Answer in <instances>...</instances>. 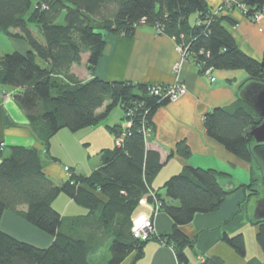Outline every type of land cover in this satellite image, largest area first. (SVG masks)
Wrapping results in <instances>:
<instances>
[{"label": "trees", "instance_id": "trees-1", "mask_svg": "<svg viewBox=\"0 0 264 264\" xmlns=\"http://www.w3.org/2000/svg\"><path fill=\"white\" fill-rule=\"evenodd\" d=\"M234 2L233 6H244L242 13L252 22L256 14H264V0ZM62 15L64 24H57ZM226 20L222 11L214 15L206 0H0V36L21 39L28 46L25 53L0 57V89L18 90L14 101L41 146V150L10 146L7 156L0 147V220L5 211L12 212L53 239L48 247L38 248L0 229V264H93L91 254L107 240L106 264H120L130 253L136 264L151 240L170 246L178 264H188L185 251L193 248L194 241L181 227L196 214L218 211L224 199L238 190L244 194L243 206L262 193L264 143L256 144L250 136L262 118L238 97L228 107L207 112L203 128L209 138L248 164L249 183L225 185L221 182L229 178L225 173L186 166L154 193L159 210L172 221L171 232L135 240L129 231L132 217L140 200L150 196V181L161 167L159 153L146 150V137L154 130V113L170 102L150 95V84L108 82L94 73L106 46L105 34L132 38L137 27L148 26L174 39L202 73L243 70L249 82L264 84V54L258 62L242 52L224 28ZM86 54L91 78L80 82L71 68ZM116 107L123 112L122 124L105 126L114 137V147L98 153L99 166L88 175L69 168V178L55 184L45 174L41 157L54 160L49 156L51 138L62 129L93 128ZM119 137L122 142L117 146ZM173 154L187 158L190 151L180 142ZM160 190L177 204H166ZM60 194L87 214L62 216L52 207ZM248 222L256 227L264 264V219ZM222 242L237 256H245L242 233L223 234ZM201 264L222 262L207 258Z\"/></svg>", "mask_w": 264, "mask_h": 264}, {"label": "crops", "instance_id": "crops-1", "mask_svg": "<svg viewBox=\"0 0 264 264\" xmlns=\"http://www.w3.org/2000/svg\"><path fill=\"white\" fill-rule=\"evenodd\" d=\"M206 1L211 10L227 3V0ZM222 15L227 18L223 26L232 35L239 49L260 62L264 54V17L258 22H252L233 5L226 6L222 10ZM9 40L15 52L25 53L28 50L25 41L18 38H9ZM104 40L106 43L104 53L94 71L97 77L108 82L125 81L135 85L167 86L182 83L186 88V94L180 100L160 107L153 115L154 130L147 134L145 148L159 153L161 167L150 181V193L158 191L165 181L180 173L186 166L214 169L225 173L229 175V178L221 181L225 185L249 183L248 164L228 153L223 146L209 138L203 128V116L207 112L217 107H228L238 98L239 92L249 83L245 71L212 70L211 76L214 81L211 82L198 66L187 60L181 62L178 72H174V64L179 60L174 39L160 35L154 28L148 26L137 27L132 38L105 34ZM87 57V54L82 56L80 64L71 68V73L80 82H87L91 78L86 69ZM17 92L18 90L10 87L0 89V147L4 153L10 146H33L41 150L39 142L28 127L24 112L14 101ZM110 115L99 125L75 133L80 136V143L95 147L94 153L98 159L92 164L91 171L99 166L98 153L103 149L114 147V137L105 126L122 124V110L119 116L109 120ZM107 120L108 123L105 122ZM63 130L66 129L57 133L64 132ZM180 142H185L190 151L187 158L177 154L171 155ZM51 147L50 140L49 156L54 160L44 156L43 170L55 184H60L65 180L63 167H72L66 166L64 159L54 153ZM73 169L78 174L88 175L84 173V168H81V172ZM159 195L166 204H177L167 199L162 190L159 191ZM59 196L56 202L52 203V207L62 216L76 217L87 214L86 210L75 205L65 195ZM243 196L244 194L239 190L234 192L224 199L218 211L196 214L190 224L180 228L181 232L194 241L193 248L185 251L188 264H201L207 258L218 259L222 264H262L263 255L258 245L253 247L252 243L250 249L247 246L248 236L244 234V229L248 223V216L241 204ZM144 198L147 199L148 196ZM24 209L25 207L22 208ZM140 214L150 215V208L147 205H138L132 220ZM153 226L157 236L165 235L171 232L172 221L159 210L153 216ZM0 229L38 248L48 247L53 240L52 237L35 229L9 211L3 213ZM129 231L131 233V224ZM238 233L245 236L244 257L237 256L222 242L223 234L233 236ZM109 244L110 241L107 240L96 247L97 249L90 256L93 264H106L110 257ZM133 257V253L128 254L120 264H132ZM136 264H178V262L170 246L151 240L145 243L143 255Z\"/></svg>", "mask_w": 264, "mask_h": 264}, {"label": "rangeland", "instance_id": "rangeland-1", "mask_svg": "<svg viewBox=\"0 0 264 264\" xmlns=\"http://www.w3.org/2000/svg\"><path fill=\"white\" fill-rule=\"evenodd\" d=\"M233 3H235L234 0H227V3L224 6V8L226 6L232 5ZM237 6L238 5L236 4L235 7H237ZM221 8H223V6ZM239 9L242 11L241 8H239ZM212 11H213V9H212ZM263 17H264V14H262L261 19ZM192 20H193V18H191V21ZM57 24H61V25L64 24L63 15H62V17H60L57 20ZM32 31L34 32V34H36L35 33L36 29L34 27H32ZM13 52H15V51L12 50V46H11V42H10L9 38H7L6 36H0V54H1L0 57L3 56L4 54H10ZM183 61H187V59H185ZM119 114H121V110L117 107L112 111V113L109 117V120L116 117L117 115L119 116ZM105 122L108 123V120ZM63 131L64 132L56 133L51 138L52 151L64 159L63 162H65L66 166L68 165L72 168H75L77 172H81V168H84L85 169L84 173L89 174L91 172L92 164L94 163V161H96L98 159L94 153V152H96V151H94V148H95L94 145H90V144L85 145L84 143H80V141H81L80 136L79 135L77 136L75 134L77 132H70L69 131L71 134H67L69 132H66V130H63ZM72 135H76V136H72ZM7 154L8 153L6 150L4 155L7 156ZM44 156H45L44 154L41 155L42 158H44ZM64 168L65 167H63V172L65 174V179H66L67 173L64 171ZM62 196H63V194H60L59 197H62ZM262 196H263V194L260 193L258 197H252L246 203V205L243 207V210L247 214L248 219H253L255 209H256V203L262 198ZM141 200L145 201L146 204H148V205L155 204L158 202L157 198L153 192L150 193V196L147 199L143 198ZM78 207H80V206H78ZM81 209L86 210L84 208H81ZM255 232H256L255 225H253L250 222L246 223L245 229H244V234H246V236H248V238H246V240H247V244H248L247 246H249V249L252 248V243H253V247L257 246L256 240H255ZM131 235H132V233H131ZM249 236H251V238H249ZM243 237H244V242H245V236L243 235ZM101 249L103 251L102 247H101ZM248 251H251V250H248Z\"/></svg>", "mask_w": 264, "mask_h": 264}, {"label": "built area", "instance_id": "built-area-1", "mask_svg": "<svg viewBox=\"0 0 264 264\" xmlns=\"http://www.w3.org/2000/svg\"><path fill=\"white\" fill-rule=\"evenodd\" d=\"M238 8H241L244 10L243 5H238ZM223 8L218 7L217 9L213 10L212 13L214 15L219 14L222 11ZM262 14H256L254 16L253 22H258L261 20ZM176 51L179 54V60L174 64V72H178L179 66L183 60L187 59V52L182 46L176 45L175 47ZM212 69H207L204 71V75L209 79V81H214V78L211 76ZM148 92L150 95L154 96H159L165 99H168L169 102H176L180 100L185 94H186V88L182 83H175L172 85H160V84H150L148 86ZM130 123L126 122V127H129ZM122 142V138H116L115 143L117 146L120 145ZM64 171L67 173V178L70 176L69 168L65 167ZM147 205L150 208L151 214L150 215H145V214H140L137 215L131 223V233L132 237L135 240L138 241H146L150 239L151 237L157 236L154 226H153V216L159 211V202L155 204H146L145 201L141 200L139 202V205Z\"/></svg>", "mask_w": 264, "mask_h": 264}, {"label": "water", "instance_id": "water-1", "mask_svg": "<svg viewBox=\"0 0 264 264\" xmlns=\"http://www.w3.org/2000/svg\"><path fill=\"white\" fill-rule=\"evenodd\" d=\"M238 97L262 118L260 125L251 131L250 136L256 144L264 143V84L249 82L239 92ZM261 187L263 196L256 203L254 220L264 219V179Z\"/></svg>", "mask_w": 264, "mask_h": 264}]
</instances>
